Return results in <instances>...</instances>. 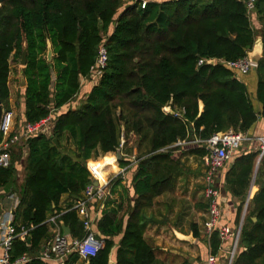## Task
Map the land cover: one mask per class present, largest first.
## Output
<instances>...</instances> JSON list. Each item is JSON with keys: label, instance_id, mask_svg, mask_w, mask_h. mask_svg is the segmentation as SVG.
<instances>
[{"label": "trees", "instance_id": "trees-1", "mask_svg": "<svg viewBox=\"0 0 264 264\" xmlns=\"http://www.w3.org/2000/svg\"><path fill=\"white\" fill-rule=\"evenodd\" d=\"M141 1L4 0L0 4L3 110L10 111L11 67L20 64L26 49L22 68L26 85L15 127L51 117L48 134L29 135L21 146H11L10 165L0 168V187L14 181L18 167L23 169L14 188L19 203L11 225L17 232L25 227L31 237L30 244L18 238L11 242V263L27 255L31 259L25 264H55L39 258L52 236L48 220L53 216L68 228L72 240L84 237L73 207L91 186L87 162L107 155L95 163L97 178L103 182L109 175L107 166L116 171L109 155L119 149L118 167L134 171L133 205L128 201L123 227L115 217L114 201L104 203L94 227L103 246L88 264H109L112 238L121 233L116 264H155V249L144 237L146 226L154 223L146 212L156 198L174 189L178 178L201 175V170L190 172L182 160L201 161L208 154L205 142L214 134H247L264 120V0H254L251 11L249 0H144V8ZM259 36L263 54L251 71L257 78L251 95L226 63L245 58ZM102 45L106 66L92 84L86 78ZM210 60L215 63L208 64ZM1 138L0 134V142ZM252 143L246 149L240 146L234 159L223 165L222 187L218 189L216 178L213 184L218 192L238 200V222L252 186L232 264H264V154L258 162V143ZM120 182L119 177L111 180V194ZM64 195L69 202L62 208ZM207 244L210 253L219 254L218 230ZM78 260L77 254H71L64 264Z\"/></svg>", "mask_w": 264, "mask_h": 264}, {"label": "crops", "instance_id": "crops-1", "mask_svg": "<svg viewBox=\"0 0 264 264\" xmlns=\"http://www.w3.org/2000/svg\"><path fill=\"white\" fill-rule=\"evenodd\" d=\"M22 68L23 67L20 64L13 65L9 75V109L13 113L14 122L12 131L14 132H19V129L21 128L20 127L17 129L15 124L17 118L19 116L21 117L19 106L20 108L22 106V89L26 85L25 78L22 74ZM237 79L242 81L247 86L251 95L254 94L257 82L255 72H251L248 75L239 76ZM22 82H24V86L22 85ZM263 131L264 120H259L254 125L253 129H251L245 135L247 138L257 137L262 135ZM242 144L241 147L246 149L250 142L248 143L247 141L243 142ZM18 146H21V143H19ZM22 151L24 152L23 148ZM91 168L93 169L92 171L96 173V164L91 165ZM118 169L120 171L124 170L120 169L119 167ZM130 170L123 173H113L111 175L112 177L109 175L107 178H110V197L102 202H92L88 204V212L92 219L95 220V223L102 215L104 203L110 199L114 201L113 207L117 212L115 217L122 221L123 227L126 225V221L128 219V201L130 202V206H132L134 200V192L132 189V176L134 171L131 172ZM22 175L23 169L18 167L14 176V181L10 182L5 187H0V237L2 235V228L5 225L9 226V224L12 223L13 212L19 203V197L14 188L17 184H20ZM200 176L193 175L192 177L198 178ZM202 176L204 177V174ZM115 177H119L121 182L119 185H116L114 188H112L113 192L111 194V187L114 186H111V180ZM187 178H178L175 182L174 189L171 192H167L156 198L154 200L153 206L146 212V217L152 219L154 223L148 224L146 226L144 230V237L146 241L155 249V264H186V262L189 264H204L206 256L209 253L207 244L208 239L203 234V225L206 221L207 213V208L205 207L206 199L204 195L199 198L200 192H196L198 190L193 192L192 187L187 185ZM216 179L218 181L217 187L219 189L223 184V173H220ZM203 193L204 192L202 190V194ZM220 194L221 218L219 224L220 226L229 228L231 232H234L240 225V221H237L239 202L236 198H232L222 191ZM248 198H250L249 195L247 199ZM68 202V197L64 195L60 200L59 206L63 208ZM240 216H242V214ZM195 230L196 235L194 233ZM121 238L122 233L112 238L114 246L109 253V264H116V250ZM227 246L228 244H224L225 248ZM1 253L2 248L0 247V255ZM217 259L218 264H225V254L219 253ZM76 264H88V260L79 258Z\"/></svg>", "mask_w": 264, "mask_h": 264}, {"label": "built area", "instance_id": "built-area-1", "mask_svg": "<svg viewBox=\"0 0 264 264\" xmlns=\"http://www.w3.org/2000/svg\"><path fill=\"white\" fill-rule=\"evenodd\" d=\"M253 2L254 0H249L247 2V8L249 11L253 9ZM145 4L146 1L142 0L140 4L141 8H144ZM106 62L107 52L105 47L102 45L99 48L94 65L90 68V75L86 79H88L92 84H95L98 78L102 75ZM203 62V60H199L198 63L202 64ZM207 63L209 64V61H207ZM226 65L234 69L238 76L247 75L257 68V65L251 62L247 56L239 61L226 63ZM163 110L165 113H171L169 108H164ZM12 128L13 113L11 111H4L0 122V134L2 135L0 142V168H7L10 165L9 150L11 146L18 145L22 142L24 137L29 135H36L39 133L47 134L51 128V117L49 116L37 124H24L21 129H19V132L13 133ZM244 140L245 139L242 135L228 131L226 133L214 134L205 142L208 154L204 156L203 162L206 167L205 177L208 180V185L204 193V197L207 201L208 208L206 221L203 225V234L208 239L214 230H218L221 241L218 253L225 254V264H232L234 256L237 252L242 219L240 221V225L234 232H231V230L225 226H220V196L218 191L213 188V184L217 171L227 161H229L230 155L232 156L233 153L238 150L240 144ZM256 142L258 143L261 153L264 154V131ZM119 172L123 173L124 170ZM91 175L92 177H95L93 172H91ZM96 179L98 185L96 187L92 184L91 186H88L83 193V198L77 201L73 207L77 212L79 220L81 221L83 231L85 233L84 237L81 240H72L69 236H64L60 232L61 225L57 222L58 216L51 217L48 220V223L53 225L52 236L48 241H46L39 255L41 260L54 262L55 264H64L71 254H77L80 259L88 260L89 258L94 257L99 250H101L103 243L95 237V220H93L89 214L87 206L92 202H102L110 197V178L105 179L103 182H100L98 178ZM246 206L247 201L244 209ZM28 232L29 230L23 226H20L19 231L17 232L11 224H9V226L5 225L2 228V235L0 237V247L2 248L0 264H25L30 261L31 258L27 255L21 256L13 263L9 260L11 242L15 238H18L22 242H26ZM224 244H228V246L223 250ZM217 258L218 254H212L209 251L204 264H218Z\"/></svg>", "mask_w": 264, "mask_h": 264}, {"label": "rangeland", "instance_id": "rangeland-1", "mask_svg": "<svg viewBox=\"0 0 264 264\" xmlns=\"http://www.w3.org/2000/svg\"><path fill=\"white\" fill-rule=\"evenodd\" d=\"M252 24H253V26L255 27V28H257V29H259V27H260V25H259V23H258V21L257 20H255V19H252ZM260 37V36H259ZM13 122H14V120H13ZM48 134V133H47ZM238 134H240V135H242V137L245 139L243 142H250L251 141V143L252 142H256V141H258V139H259V137L261 136H257V137H249V138H247V136L245 135V134H242V133H238ZM242 142V143H243ZM241 143V144H242ZM241 144H240V146H241ZM178 145H181V144H178ZM240 146H239V148H240ZM239 148H238V150H239ZM237 150V151H238ZM135 152V151H134ZM234 154H235V152L233 153V155L231 156L230 155V159H229V161H232L233 159H234ZM134 155V154H133ZM105 156H107V155H105ZM105 156H100V157H98L96 160H89L88 162H87V164H88V166L89 165H94L96 162H98V161H100L103 157H105ZM109 156H111V157H113V159H114V165H115V167H116V171H114V170H112L111 169V167L110 166H107L106 167V171L108 172L109 171V175L111 176L113 173L114 174H117V173H119V169H118V162H117V160H116V156L114 155V154H110ZM263 156V154L261 153V151H260V149H259V157H258V162H259V160H260V158ZM204 158V157H203ZM203 158L201 159V161H202V163H201V161L199 160V159H194V158H185V159H183L182 161H184V163H185V165H186V167L190 170V172H192V173H194V172H196L197 170H201L200 171V174H201V176L200 177H198V178H194V177H192L193 175L191 174L190 176H188V178H187V185H190V187H192V189H193V192L195 191V190H198V191H196V192H200V197L199 198H201L203 195H204V193H205V191H206V188H207V185H208V180L206 179V177L204 176H202L204 173V169L206 168L205 166H204V160H203ZM228 162V161H227ZM223 167V166H222ZM222 167H220V169H219V171L216 173V177H218L219 176V174L220 173H223L222 172ZM91 168V167H90ZM92 169V168H91ZM90 169V171L91 172H93L92 170ZM94 173V172H93ZM109 175H108V177H109ZM112 177V176H111ZM92 179H93V177H92ZM218 182V181H217ZM222 186V185H221ZM184 187V186H183ZM180 188H182V187H180ZM188 189V188H187ZM202 190H203V194H202ZM251 190H252V186H251V188H250V191H249V193L251 194ZM219 193V196L221 195L220 194V192H218ZM220 198H221V196H220ZM220 200V199H219ZM248 201H249V198L247 199V204H248ZM244 206H245V204H244ZM244 206H243V209H242V212H241V214H242V216H240V218L242 219V224H243V219H244V217L246 216V214H247V206H246V208L244 209ZM219 208H221V201H219ZM241 219L239 220V221H241Z\"/></svg>", "mask_w": 264, "mask_h": 264}, {"label": "water", "instance_id": "water-1", "mask_svg": "<svg viewBox=\"0 0 264 264\" xmlns=\"http://www.w3.org/2000/svg\"><path fill=\"white\" fill-rule=\"evenodd\" d=\"M3 1L4 0H0V4ZM26 53H27V51H26V49H24L23 54L21 56V60H20V65L22 67H24L25 64H26ZM262 54H263V43H262L261 38L257 37L255 39V43H254L253 49L251 50V52L247 53V57L249 58V60L251 62H253L256 65H258L259 60L262 58ZM46 59H47V62H50L51 59H52V51H51V47H50L49 43H48V48H47ZM214 63H215L214 60H210L209 61L210 65H213ZM22 81H23V79H22ZM22 83H23L22 85L24 86V82H22ZM3 113H4V110H3V107H2L1 102H0V122H1V118H2ZM115 156H116V160L117 161H119L121 159V154H120V150L119 149L116 151ZM91 184L93 186H95V187L98 185L97 179L95 177H93ZM248 195L250 196V193ZM252 220L254 222L256 221L255 218H253ZM61 229H62V232H63L64 236H69V230H68L67 227H65L64 225H61ZM30 242H31V237L28 236L27 237V244H30Z\"/></svg>", "mask_w": 264, "mask_h": 264}, {"label": "bare ground", "instance_id": "bare-ground-1", "mask_svg": "<svg viewBox=\"0 0 264 264\" xmlns=\"http://www.w3.org/2000/svg\"><path fill=\"white\" fill-rule=\"evenodd\" d=\"M95 174V177L97 178V174L96 173H94Z\"/></svg>", "mask_w": 264, "mask_h": 264}]
</instances>
